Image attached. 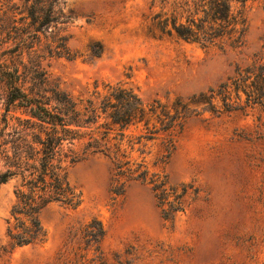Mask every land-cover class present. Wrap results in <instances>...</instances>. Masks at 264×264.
Instances as JSON below:
<instances>
[{"label": "rangeland", "instance_id": "1", "mask_svg": "<svg viewBox=\"0 0 264 264\" xmlns=\"http://www.w3.org/2000/svg\"><path fill=\"white\" fill-rule=\"evenodd\" d=\"M245 5L243 44L228 48L148 32L159 10L148 0H63L72 58L52 57L46 69L73 96L85 94L93 81L121 79L144 103L185 97L224 81L235 64L264 59V0ZM99 45L102 52L94 56ZM174 139L164 161L159 139L147 153L130 155L168 184L192 185L170 220L160 217L149 184L128 180L121 194L111 193V163L93 154L65 169L79 204L49 203L38 214L45 241L11 247L5 229L19 180L1 184L0 264H95L81 237L91 219L102 225L99 251L107 264H264V110L203 112L187 119Z\"/></svg>", "mask_w": 264, "mask_h": 264}, {"label": "trees", "instance_id": "2", "mask_svg": "<svg viewBox=\"0 0 264 264\" xmlns=\"http://www.w3.org/2000/svg\"><path fill=\"white\" fill-rule=\"evenodd\" d=\"M18 1L19 5L0 0V185L13 177L19 180L12 189L15 203L5 229L11 247L45 241L38 214L49 203L70 209L79 204L65 169L93 154L111 163V193L121 194L128 180L149 184L160 217L172 219L182 210V198L192 185L168 184L164 176L148 173L142 158L135 161L131 153H147L148 144L159 139L164 161L190 117L253 106L264 110V59L258 57L235 64L232 74L214 87L185 97L144 103L121 79L93 81L85 94L73 96L50 76L45 62L58 56L72 58L67 18L59 8L63 0ZM246 1L148 0L149 7L159 10L150 17L147 31L201 47L236 48L247 30ZM98 48L94 56L102 52ZM103 234L97 219L81 229L95 264H107L99 251Z\"/></svg>", "mask_w": 264, "mask_h": 264}]
</instances>
